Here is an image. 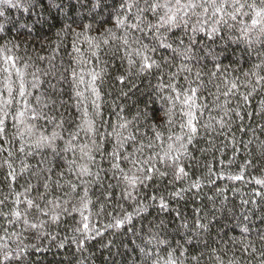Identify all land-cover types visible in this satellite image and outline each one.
<instances>
[{
	"label": "trees",
	"instance_id": "trees-1",
	"mask_svg": "<svg viewBox=\"0 0 264 264\" xmlns=\"http://www.w3.org/2000/svg\"><path fill=\"white\" fill-rule=\"evenodd\" d=\"M122 3L123 0H104L103 6L96 13H92L91 17L89 14L84 15L83 23L77 20L75 5L68 12L71 19H67L55 7L52 0H35L28 7L27 13L23 9L19 12L9 9L5 13L12 17L18 16L24 23H31L41 15L48 16L51 9L49 17L51 22L36 23L31 31L28 28L19 27L18 24L9 25L5 33H0V47L7 45L8 48H12V43L19 45L18 48L12 49L17 57L14 65L0 57V102L6 103L10 96L12 98V103L6 108V135L0 136V198L10 191L8 187L10 178L5 179L9 162L13 163L16 171L19 172L22 161L36 165L41 158L38 153L44 152L52 162L55 173L65 171L67 160L73 158L71 152H60L59 155L53 156L50 150L35 149L33 144L35 136L30 137L27 129L33 128L34 131L38 130L48 135H51L53 131L61 132L64 139L58 140L57 145L59 149H62L64 141L69 138V132L76 129L84 111L87 110L99 130L96 140L101 145L103 156L100 152L95 153L96 164L92 167L93 171H96L97 165L99 166L100 181L93 183L89 188V195L93 201L90 224L92 230L90 233H84L88 239L81 240L80 243L89 250L86 255L96 254L93 256L96 264H105V257L111 258V255L119 250L122 241L128 240L129 229L133 225L139 227L142 218L149 214L159 213L165 217L174 218L176 223H180L182 219L196 220L199 216H208L213 218L212 223L216 225L224 217L221 215L215 218L213 214L217 212L223 201L225 212L231 209L234 213L228 222L243 221L249 228L248 233H243L241 231L243 225L233 227L230 231H226V240L230 242V238L240 239L244 236L252 240L264 234V185L256 183L257 179L264 178V160L260 155L264 153V145L261 144L264 141V112L261 111L264 91L258 90L247 103L243 101L239 93L234 99L229 98L230 108L240 104L239 116L232 113L231 125L220 128L217 124V130L213 132L206 131L202 125L210 117H218L220 114V110L213 109L210 103L212 97L209 93L215 92L216 89L211 85L202 89L197 102L202 105L208 104L209 107H205L202 112H197L198 132L192 144L188 145V155L181 159V164L187 173L183 177L187 179L181 177L174 180L170 169L157 163L161 171L168 173L166 176L160 177L158 174H153L151 180L138 186L132 198L125 193V184L119 173L114 174V170L111 169L110 154L116 144V138L112 133L113 128H118L124 120L133 121L137 109L143 107L144 97L140 94V89L144 88L146 80L142 78L135 81L129 78L124 83H120L116 77L124 75L127 67V60L120 59L124 56L123 49L113 55L108 47L101 43V48L97 52L99 59H97L92 56L93 50L89 49L84 38L87 35L101 42L108 29L115 30L117 15L123 11ZM89 25L90 28L85 27ZM77 33L83 34L77 36ZM74 41L81 50L79 53L74 51ZM163 54H167V50H163ZM77 59L82 60L83 63L78 65ZM253 62L257 61L246 59L241 64L238 61L233 62L231 57L223 61L228 67L229 74L240 76L242 80L244 79L242 71L247 70ZM72 69H76L78 73L84 72L86 82L90 79L87 75L90 69H95L97 72L104 70L102 80L97 81L100 92V99L97 101L99 116L95 115V109L91 103L94 97L91 96L90 90L85 91L86 83L79 85V90L85 91V97L76 96L77 84L73 80ZM21 76L26 89L24 97L19 95ZM34 77L39 78V84L36 87H33ZM9 88L12 89L11 94L8 91ZM240 91L243 92L245 89L241 88ZM122 92L127 95H122ZM41 97L42 103H37L38 98ZM221 99L223 100V97ZM153 107L157 108L158 112L164 110L159 105H153ZM32 109H37L41 113L38 119L31 116ZM20 112H24L23 117L19 116ZM21 119L24 121L23 124L20 122ZM166 119L165 116L161 119L151 118L138 124L133 122L130 127L136 132L137 139L146 143L148 138L153 136L154 128L167 131ZM61 120L64 122L62 130L56 128V124ZM176 121L172 131L180 133L181 116L178 109ZM21 133H24L23 137ZM249 140L253 143H248ZM79 142L89 141L81 134ZM246 144L247 147H245ZM133 150L131 145L126 146L127 152ZM120 163L125 171L130 167L127 162ZM236 175L243 178H229ZM29 178L30 173L25 172L17 182L12 183L11 190L23 193ZM65 179H72L75 182L72 174H66ZM192 181H200V187L189 188ZM31 183L36 184V179L32 178ZM82 188L83 186L78 190L80 194H82ZM182 189L184 191L181 196L171 195ZM64 190L67 191V189ZM61 194L59 191L55 192V195ZM31 195L34 196L35 192ZM154 196L157 197L156 200L151 199ZM159 197L164 198L167 211L161 209ZM12 199L13 197H9L8 202L11 203ZM144 205H148L147 210L136 214L135 209ZM125 212L133 213L130 222L125 223L123 227L106 228L108 224L113 223V217L123 216ZM248 216L251 217L252 223H248L245 219ZM62 220L61 224L52 225L50 229L45 227V231L51 232L55 239L45 235L39 243L36 242L37 232L23 231V227L19 224L11 228L6 222L0 221V223H4V227L9 228V231L17 232L18 229L23 231L24 243L36 245L26 249L29 264H65L67 254L77 250L73 237L80 234L73 233L72 230L79 226L81 217L79 213L73 212L71 215L64 216ZM215 231L216 229H213V232ZM0 235L3 233L0 232ZM177 239L183 240V236H178ZM6 242L15 247L19 238ZM128 242L131 243L130 240ZM104 245H108V248ZM108 249H111V254ZM16 264H19V261Z\"/></svg>",
	"mask_w": 264,
	"mask_h": 264
},
{
	"label": "snow or ice",
	"instance_id": "snow-or-ice-1",
	"mask_svg": "<svg viewBox=\"0 0 264 264\" xmlns=\"http://www.w3.org/2000/svg\"><path fill=\"white\" fill-rule=\"evenodd\" d=\"M245 8H251L252 14L247 16L246 21H241V15ZM122 9L115 21V30L108 29L107 35L101 42H97L95 38L85 35V41L88 43L92 56L97 59V52L101 48V43L105 46L115 44L117 41L123 49L124 57L131 67L138 66L140 71L160 73V87L168 93L167 100L169 106L166 109L165 117L167 131L153 129V136L148 138L147 142L138 140L136 132L130 127L131 122L124 120L118 126L113 128L112 135L116 138V144L111 152V169L115 173H119L122 182L125 184V193L129 198L133 197V192L139 185L153 178V174L160 177L166 176L168 173L161 171L157 167V163L174 170L173 174L177 179L186 176L185 168L181 164L183 156L188 155V145L192 144L195 135L198 132L199 118L197 112H202L205 105L198 103L201 90L204 89L208 81H205L199 70H195L193 66L185 62H180L169 68L166 73L161 72V64L156 60L155 53L157 48L148 43H143L137 36L138 33H150L156 38V42L160 48L167 50L171 48L169 42V33L174 36L172 31L179 27L187 26L193 32L199 31L205 33L208 37L214 36L230 19L234 24L243 23L246 27L240 29L241 34L248 36L249 43H254L250 37V33L264 24V6L257 3H246L245 0H123ZM227 17V19H226ZM91 27V26H85ZM83 33H77V36ZM264 39V37H262ZM12 43V42H9ZM264 46V45H262ZM19 45L12 43V48L7 45L0 47V57L5 62L15 64L17 57L12 49L18 48ZM74 51L79 53L81 50L73 42ZM188 50L184 49L183 54H187ZM77 64L83 63L77 59ZM19 73V70H17ZM103 69L97 72L90 69L87 75L90 77L85 81V73H78L76 69H72L73 80L77 84L76 96L78 98L85 97V91L91 92L94 97L91 103L95 109V115L99 116V105L97 101L100 99V92L97 87V81L102 80ZM242 80L240 76H232L228 72V67L217 65L216 71L211 76L218 77L217 82L213 85L216 89L214 100L216 109L224 110L225 114L234 111L239 116V111L229 107L231 97L239 93L245 103L249 101L257 91H264V58L253 62L251 66L242 71ZM116 79L120 83H124L127 79L124 75L117 76ZM35 83L33 87L38 86L39 78L34 77ZM87 84L85 91L79 90V85ZM245 91L241 92L240 89ZM12 93V89H8ZM19 95H26L23 77L19 86ZM223 97V100L221 99ZM43 98H38L37 103H42ZM2 103V102H0ZM12 103L11 96L6 103L0 106V136L6 135L5 119L7 116V105ZM27 103V102H25ZM177 109L181 116L180 133L172 131V125L176 124ZM261 111L264 112V101H261ZM41 113L37 109H32L31 116L38 119ZM20 117L24 116V112L19 113ZM243 119V117H241ZM214 117H210L207 128L211 131L216 130L217 124L220 128L225 127V121L220 119L214 121ZM24 123L23 119L20 121ZM56 128L63 129L64 122L61 120L56 124ZM186 129V131H185ZM27 134L35 136L33 144L35 149L50 150L53 156L59 155L60 152H71L73 158L67 160V168L65 171H53L52 162L44 152H39L40 159L36 165L21 162L19 172L9 162L5 179L9 180L8 187L10 191L0 198V221L6 222L11 228L21 225L23 231L37 232L47 227L49 223L59 225L63 222L62 218L71 215L73 212L79 213L81 220L76 231L83 233L91 232V214L93 201L89 195L90 186L100 181V169L93 171L92 165L96 164L95 153L101 151V145L97 142L96 136L99 130L96 127L95 120L91 118L87 110L84 111L79 124L76 125L74 131L69 132V138L64 141V147L58 148L57 141L63 140V136L59 131H53L48 135L41 131H34L33 128L27 129ZM84 135L89 142L80 143V136ZM24 133H21V137ZM133 147L132 152L126 151V146ZM23 150V149H21ZM151 153L150 155L148 153ZM78 154V155H77ZM121 161L127 162L130 166L127 171L121 167ZM25 172L30 173L29 182L24 192H16L11 190L12 183L17 182L18 178ZM66 174H72V179H65ZM211 175V173H209ZM36 179V184L31 183V179ZM230 179H242L240 175L229 177ZM256 183L264 185V178L257 179ZM82 188V194L78 190ZM111 187V185H109ZM200 181H192L189 188H199ZM64 189H67L65 191ZM61 192V195H55V192ZM180 192L171 193L173 196H181ZM35 192V195H31ZM107 195V193H106ZM9 197H13L9 203ZM151 199L156 200L157 197ZM160 207L164 209L167 205L163 197H159ZM103 209L101 208V211ZM146 211V206L135 209L136 214ZM133 213L125 212L123 216L113 217V223L110 227H123L125 223L132 220ZM22 232L9 231L4 227V223H0V246L8 247L5 242L13 237L19 238ZM264 243V241H262ZM7 264H14L8 260ZM159 264V262H158ZM163 264H179L174 254L169 253L164 259Z\"/></svg>",
	"mask_w": 264,
	"mask_h": 264
},
{
	"label": "clouds",
	"instance_id": "clouds-1",
	"mask_svg": "<svg viewBox=\"0 0 264 264\" xmlns=\"http://www.w3.org/2000/svg\"><path fill=\"white\" fill-rule=\"evenodd\" d=\"M34 2L35 0H0V33H5V29L9 25L18 24L19 27L28 28L31 31L32 26L36 23L51 22L49 20L51 9H49L48 16L41 15L31 23L22 22L18 16L12 17L5 14L9 9H15L17 12L23 9L27 13L28 7ZM103 2L104 0H58V2L57 0H52L55 7L67 19H71L68 16V12L75 5L77 8V20L80 23H83L85 14H89L91 17L92 13H96L103 6ZM245 2H255L260 6H264V0H245ZM244 13L246 15H241V21H246L247 16L252 14L251 8H245ZM242 27H246V24H234L230 19H227V24L221 30L214 36L208 37L203 32H193L187 26L182 25L172 30L177 33L176 35L173 36L171 32L169 33V42L172 46L167 49V54H163L164 49L159 47L156 38L152 34L138 33L137 36L143 43H148L157 48L155 57H158L156 60L162 66L161 72L166 73L169 68H174L176 64L185 62L193 66L194 71L199 70L203 79L209 82L204 88L206 89L209 85L213 86L218 80V77L210 74L216 71L217 65L227 67L223 61L229 57H231L233 62L238 61L241 64L246 59L258 61L264 58V46H262L264 45V39H262L264 37V24H261L259 28L250 33L251 39L255 41L251 44L248 36L241 34L240 29ZM107 47L113 55L121 49L118 41L115 44L107 45ZM184 49L188 50L186 55L183 54ZM120 59L125 60L126 58L123 56ZM129 68L130 66L127 63L124 72L126 79L131 78L138 81L143 78L146 80L144 88L140 89V94L144 97L143 107L137 109L133 121L130 122L138 124L151 118H163L169 104L167 100L168 93L160 87V73L155 70L152 72L140 71L138 66L131 67L130 70ZM215 93L216 90L209 93L212 97L210 103L213 109H216L215 104L217 103L214 100ZM122 95H127V93L122 92ZM153 105H159L164 110L158 112ZM204 105L209 107L208 104ZM239 107L240 104H236L231 109L238 111ZM232 113L234 111H229L225 114L224 110H220L219 116H212L215 120L211 122L214 123L223 119L225 127H229L232 123ZM209 122L210 118L202 125L206 131L210 130L207 128ZM174 126L175 124L171 127ZM248 143H253V141L249 140ZM261 144L264 145V141ZM245 147H247V144ZM260 155L261 159L264 160V153ZM169 169L175 180L174 170L172 168ZM182 178L187 179V177ZM144 206H146L147 210L148 205ZM163 210L167 211V206ZM221 215L224 218L220 219L219 224L213 225V218L208 216H199L196 220L182 219L180 223H176L174 218L165 217L159 213L149 214L142 218L139 227L133 225L129 229L127 233L128 240L122 241L119 250L114 255H111V258L105 257V264H158V262L163 264L169 253L175 255L179 264H264V243H262L264 234L252 240H249L247 236L240 239L230 238L229 242V240L225 239L226 231L243 225L241 231L248 233L249 228L243 221L228 222L234 216V213L231 209L225 212L223 201L217 212L213 214L215 218H219ZM245 219L248 223H252L250 216L245 217ZM110 224L106 228H115L110 227ZM52 225L49 223L47 228L50 229ZM213 229H216V231L213 232ZM72 231L80 234L73 237V242L77 244V250L67 254L68 258L65 264H86V262L87 264H96L93 260V256L96 254L86 255L89 250L80 243L81 240H87L88 236L82 231H76L75 228ZM17 232L22 231L18 229ZM45 235L49 236L50 239H55L51 232H47L43 228L37 231L36 242L39 243ZM97 235H99V232H97ZM178 236H183V240H178ZM12 239L16 240L17 238L13 237ZM129 240L131 243L128 242ZM5 243L8 244L7 242ZM32 247H36V245L25 244L23 235L19 237V242L15 244V247L9 244L6 248L0 246V264H7L8 260L13 261L14 264L17 261H19V264H29L26 249ZM104 247L108 248V245H104ZM108 250L111 254V249Z\"/></svg>",
	"mask_w": 264,
	"mask_h": 264
}]
</instances>
